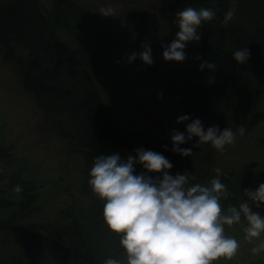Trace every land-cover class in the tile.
I'll list each match as a JSON object with an SVG mask.
<instances>
[{
    "label": "rangeland",
    "instance_id": "rangeland-1",
    "mask_svg": "<svg viewBox=\"0 0 264 264\" xmlns=\"http://www.w3.org/2000/svg\"><path fill=\"white\" fill-rule=\"evenodd\" d=\"M37 1L46 11L54 0ZM74 1L96 15L115 40L109 56L96 62L94 67L95 82L114 123L126 130L171 138L173 130L183 132L187 137L186 125L200 119L205 131L218 125L221 132L231 128L237 133L235 143L226 145L223 152L210 143L195 147L198 137L180 145L192 149L189 157L174 152H156L172 163L173 168L167 171L195 175V180H190L192 184L208 185L216 176V168L224 174L234 172L233 183L226 186L230 195L222 198L221 204L225 211L229 205L239 208V203L248 199L244 190L257 189L249 174L264 171V56H256L252 65L246 68V77L232 102H221L215 110L209 111L208 102L189 103L186 110L188 106L182 104V96L174 90L183 85L189 56L185 52L187 58L183 62L165 61L161 47L162 43H171L167 25L159 14L160 7L168 0ZM106 6L115 9L114 17L99 13L100 8ZM144 43L152 49L153 65H145L139 58L129 64L126 57L143 51ZM9 51L0 45V147L7 151L0 157V191L11 189V178L32 181L26 189L35 195L33 210L16 219L41 231L50 225L75 221L89 224L96 220L97 195L88 183L90 173L86 170L82 152L75 150L64 134L69 121L64 115L44 112L38 106L35 96L25 89ZM13 51L25 54L21 47H14ZM160 93H163L162 99ZM182 115H188L190 119L177 123V118ZM241 125L246 129L243 136L237 132ZM249 203L253 211L264 216V204L256 208L254 203ZM10 213L0 212L2 218ZM244 226L243 218L240 224L225 226V234L237 239L239 249L231 260L220 257L212 264H264V252L254 255L251 251L259 241L249 243L242 230ZM98 229L96 243L104 248L107 258L118 259L124 264L126 256L119 244V235L111 233L107 226ZM0 264L80 263L57 262L34 242L26 243L0 228Z\"/></svg>",
    "mask_w": 264,
    "mask_h": 264
},
{
    "label": "trees",
    "instance_id": "trees-1",
    "mask_svg": "<svg viewBox=\"0 0 264 264\" xmlns=\"http://www.w3.org/2000/svg\"><path fill=\"white\" fill-rule=\"evenodd\" d=\"M235 2L234 18L227 25L223 19L232 7V0H168L159 9L171 42L179 31L174 22L178 11L188 6L216 11V17L203 22L198 29L200 41L187 44L185 52L189 56V66L184 70L182 89L173 87L174 92L182 96V104L188 106L186 110L189 103L208 102L209 111L215 110L221 102H232L246 77V68L256 56H264V0ZM114 43L100 19L74 0H54L46 11L37 0L0 2V45L10 50L25 89L35 96L38 106L44 112L67 118L69 128L64 134L73 148L82 152L88 173L100 155L118 153L125 158L128 154L136 156L140 148L173 152L171 138L126 130L110 118L94 79V67L96 62L109 56ZM14 47H21L25 54H16ZM239 48L250 51V58L244 64L232 56ZM204 62H214L215 70L205 68L201 71L200 64ZM6 152L0 147V157ZM135 168L136 174L146 171L140 164ZM148 174L162 179L161 173ZM234 176L231 172L221 175L220 179L228 187ZM249 178L258 188L264 183V171H253ZM10 180L11 189L0 191V212L11 213L6 218L0 214V228L26 243L34 242L57 262L104 264L107 253L95 238L98 228L107 226L103 220L102 200L96 196L95 221L50 225L41 231L16 219L33 210L35 195L26 189L32 181ZM17 186L22 190L17 192Z\"/></svg>",
    "mask_w": 264,
    "mask_h": 264
},
{
    "label": "clouds",
    "instance_id": "clouds-1",
    "mask_svg": "<svg viewBox=\"0 0 264 264\" xmlns=\"http://www.w3.org/2000/svg\"><path fill=\"white\" fill-rule=\"evenodd\" d=\"M236 12V2L224 15L223 23L229 24ZM99 13L105 17L115 16L112 6L102 7ZM216 17L213 8L184 7L178 11L174 22L179 31L170 44H163L165 61L183 62L186 60L185 49L192 41H200L198 29L205 21ZM143 51L133 52L126 57L130 64L136 59L145 65L154 63L152 49L148 43L142 45ZM233 59L244 64L250 58L247 48H239L232 53ZM201 59V57H196ZM118 63L120 61H117ZM215 70L214 62L200 64V70ZM163 98V93L158 94ZM188 115L177 118V123L188 121ZM246 129L241 125L237 132L240 136ZM186 133L173 130L172 151L184 157L192 155L191 148L180 145L198 137L195 147L211 144L220 152L226 145H233L237 138L231 128L222 132L219 126H212L205 131L200 119L192 120L186 125ZM167 149V145H164ZM142 165L146 171L136 174L135 165ZM172 163L162 154L143 148L136 150V156L128 154L122 158L118 153L100 155L95 158L88 181L93 193L102 200L103 220L111 233L119 235V244L125 251L124 264H212L214 260L225 257L231 260L236 256L239 242L225 234V226L240 224L245 239L252 243L259 241L251 251L254 255L264 252V216L253 211L249 201L259 208L264 204V183L255 190L245 189L248 198L239 203V208L229 205L225 211L221 199L230 193L222 183L224 175L216 168V176L208 185L192 184L195 175H170L167 170ZM148 173H161L162 179L153 178ZM17 192L22 189L17 186ZM104 264H122L118 259L107 258Z\"/></svg>",
    "mask_w": 264,
    "mask_h": 264
}]
</instances>
